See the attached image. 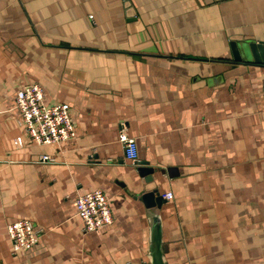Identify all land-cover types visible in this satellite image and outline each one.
Instances as JSON below:
<instances>
[{"label": "crops", "instance_id": "obj_1", "mask_svg": "<svg viewBox=\"0 0 264 264\" xmlns=\"http://www.w3.org/2000/svg\"><path fill=\"white\" fill-rule=\"evenodd\" d=\"M244 41L264 43V0H0V264H149L155 225L168 264H264V66L234 61ZM31 84L74 139L25 135ZM94 190L113 222L85 234L73 202ZM17 220L42 234L14 254Z\"/></svg>", "mask_w": 264, "mask_h": 264}, {"label": "built area", "instance_id": "obj_2", "mask_svg": "<svg viewBox=\"0 0 264 264\" xmlns=\"http://www.w3.org/2000/svg\"><path fill=\"white\" fill-rule=\"evenodd\" d=\"M92 19V16H89ZM264 99V84L262 88ZM18 115V124L25 135L39 145H59L75 138V128L66 104L48 106L44 103V93L38 84H31L18 90L15 95L13 109ZM118 141L123 149L124 158L135 164L138 153L135 139L129 137L126 128L119 130ZM16 147L21 146V139L14 141ZM39 162L53 163L54 159L41 156ZM172 194L164 195L171 200ZM76 215L82 223V233L97 232L110 226L113 215L108 198L101 190H94L74 199ZM29 220H17L7 226V235L11 242L12 252L26 251L34 247L40 236Z\"/></svg>", "mask_w": 264, "mask_h": 264}, {"label": "water", "instance_id": "obj_3", "mask_svg": "<svg viewBox=\"0 0 264 264\" xmlns=\"http://www.w3.org/2000/svg\"><path fill=\"white\" fill-rule=\"evenodd\" d=\"M231 53L234 61L242 62L243 60L249 63L263 65L264 66V43L256 42V41H244L240 44L236 42H232L230 44ZM140 176H145L148 178L145 180L149 181L150 177L153 173V169L146 168H138L137 169ZM151 181V180H150ZM150 181L148 183H150ZM154 194H157L155 189L148 191L142 194V200L148 207H153L154 203L159 207L160 203V195L158 194L154 200ZM148 262L149 264H168L165 259V251L163 240L161 238L160 231L157 229L156 225L154 226L149 243V251H148Z\"/></svg>", "mask_w": 264, "mask_h": 264}]
</instances>
